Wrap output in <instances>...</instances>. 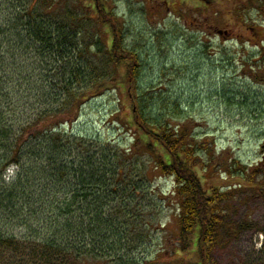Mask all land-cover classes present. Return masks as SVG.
<instances>
[{"label": "trees", "instance_id": "1", "mask_svg": "<svg viewBox=\"0 0 264 264\" xmlns=\"http://www.w3.org/2000/svg\"><path fill=\"white\" fill-rule=\"evenodd\" d=\"M110 1L89 0L83 15L61 14L58 3L55 13L54 2L0 0V264H115L136 242L129 229L144 223L151 169L174 180L182 252L195 256L185 264H214L210 252L226 223L221 204L235 193L206 189L200 173L240 169L264 198V163L250 169L216 156L214 142L199 140L189 121L173 124L141 104V55L126 44L125 22ZM191 1L202 11L220 0ZM249 4L264 11V0ZM254 64L248 61L253 74ZM113 90L138 103L132 144L66 130L86 103ZM144 156L150 169L138 170L134 160ZM11 167L16 175L7 181Z\"/></svg>", "mask_w": 264, "mask_h": 264}, {"label": "rangeland", "instance_id": "2", "mask_svg": "<svg viewBox=\"0 0 264 264\" xmlns=\"http://www.w3.org/2000/svg\"><path fill=\"white\" fill-rule=\"evenodd\" d=\"M250 1L220 0L202 11L191 0L110 2L125 22L126 44L141 55V104L161 112L167 120L172 118L173 124L189 121L199 140L214 142L216 156L234 158L242 167L253 169L264 163V34H257L264 26V11L252 7ZM36 2L42 6L54 2L55 13L56 3L61 14L75 9L83 15L89 11V0ZM241 5L249 6L245 13L240 12ZM237 16L241 18L236 19ZM91 26H95L93 20L88 24ZM249 26L256 30H249ZM104 34V41L110 46L111 37ZM259 43L261 47L257 46ZM248 61L255 63L252 66L258 73H251ZM134 105L123 93L107 92L86 103L78 119L71 127L67 124L66 130L83 138L129 146L134 137L128 126L138 103ZM149 160L144 156L134 163L138 170H149ZM16 171V167L12 169L6 180L11 181ZM148 175L150 191L148 188L146 192L152 201L142 204L144 223L141 219L129 229L130 238L136 242L117 253L115 264L195 261L194 254L182 252L174 180L152 169ZM200 175L208 190L216 187L222 192L235 191L221 204L226 223L221 241L210 252L213 263L264 264L262 195L251 188L252 183L243 178L240 169L232 174L222 169Z\"/></svg>", "mask_w": 264, "mask_h": 264}, {"label": "water", "instance_id": "3", "mask_svg": "<svg viewBox=\"0 0 264 264\" xmlns=\"http://www.w3.org/2000/svg\"><path fill=\"white\" fill-rule=\"evenodd\" d=\"M220 33H222V32H220ZM227 34V33H226Z\"/></svg>", "mask_w": 264, "mask_h": 264}]
</instances>
